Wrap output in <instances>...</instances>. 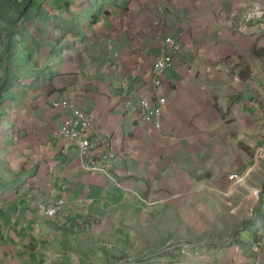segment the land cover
Returning a JSON list of instances; mask_svg holds the SVG:
<instances>
[{
	"label": "crops",
	"instance_id": "obj_1",
	"mask_svg": "<svg viewBox=\"0 0 264 264\" xmlns=\"http://www.w3.org/2000/svg\"><path fill=\"white\" fill-rule=\"evenodd\" d=\"M24 7L0 68V264H264V0ZM163 37L181 50L155 129L126 107L155 100ZM59 99L92 121L84 156Z\"/></svg>",
	"mask_w": 264,
	"mask_h": 264
},
{
	"label": "built area",
	"instance_id": "obj_2",
	"mask_svg": "<svg viewBox=\"0 0 264 264\" xmlns=\"http://www.w3.org/2000/svg\"><path fill=\"white\" fill-rule=\"evenodd\" d=\"M162 41L163 45L167 48V53L159 56L154 64V78L151 89L155 100L150 102L147 98L141 97L126 107V110L129 112H137L141 120L145 121V123H149L155 129H159L161 126L160 119L163 106L166 103L165 98L160 95L163 88L160 77L166 70L172 67L173 57L181 50V42L178 38L163 37ZM52 106L63 107L69 110V114L61 125L57 135L75 142L83 156L88 154L92 144L91 139L88 137V132L93 127L90 117L84 110L67 99L54 101ZM86 169L103 170L94 160L86 166ZM229 179L237 180L238 176L232 174L229 176ZM64 205L65 201L61 199L56 201L49 208L40 205V210L46 217L54 218L61 215Z\"/></svg>",
	"mask_w": 264,
	"mask_h": 264
},
{
	"label": "trees",
	"instance_id": "obj_3",
	"mask_svg": "<svg viewBox=\"0 0 264 264\" xmlns=\"http://www.w3.org/2000/svg\"><path fill=\"white\" fill-rule=\"evenodd\" d=\"M8 1V0H6ZM19 1V0H18ZM26 5L29 0H25ZM24 5L19 8L17 11V15L13 16L11 20L8 22V27L2 29V34L0 36V40L3 38L6 41L5 44V60H7L8 64H6L4 77L8 79L10 77L9 65L12 63V59L14 58L15 46L18 41V35L21 33L20 22L22 20V16L24 14ZM7 26V25H6ZM3 93V86H0V92ZM3 99L0 100V105L2 104Z\"/></svg>",
	"mask_w": 264,
	"mask_h": 264
},
{
	"label": "rangeland",
	"instance_id": "obj_4",
	"mask_svg": "<svg viewBox=\"0 0 264 264\" xmlns=\"http://www.w3.org/2000/svg\"><path fill=\"white\" fill-rule=\"evenodd\" d=\"M26 2L25 0H0V36L2 34V29L5 27H8V22L11 20L13 16L17 15V11H19V8H21L22 5H24ZM7 25V26H6ZM5 39L0 40V68L1 71H5L6 64H8L7 60H5ZM19 45L15 46V52L18 53L17 48H19ZM11 66V64H10ZM2 95V91L0 92V97ZM1 99V98H0Z\"/></svg>",
	"mask_w": 264,
	"mask_h": 264
}]
</instances>
